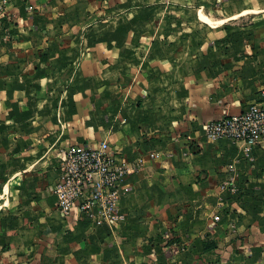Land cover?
I'll return each mask as SVG.
<instances>
[{
  "label": "crops",
  "instance_id": "1",
  "mask_svg": "<svg viewBox=\"0 0 264 264\" xmlns=\"http://www.w3.org/2000/svg\"><path fill=\"white\" fill-rule=\"evenodd\" d=\"M261 89L264 0H0V264H264V138L206 128ZM102 139L118 223L49 190Z\"/></svg>",
  "mask_w": 264,
  "mask_h": 264
},
{
  "label": "built area",
  "instance_id": "2",
  "mask_svg": "<svg viewBox=\"0 0 264 264\" xmlns=\"http://www.w3.org/2000/svg\"><path fill=\"white\" fill-rule=\"evenodd\" d=\"M264 98V89H261ZM210 136L239 139L255 145L264 138V99L250 102L242 111L223 115L207 122ZM151 151L150 156H156ZM59 177L49 185L56 197V206L63 215L75 208L96 223L120 222L124 215L118 206L119 183L141 163L118 158L107 139L96 145L73 143L59 148Z\"/></svg>",
  "mask_w": 264,
  "mask_h": 264
}]
</instances>
